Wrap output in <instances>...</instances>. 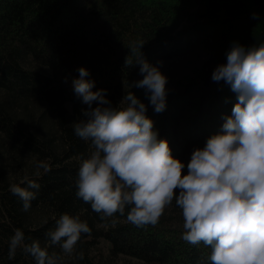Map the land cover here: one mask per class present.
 <instances>
[{
	"label": "trees",
	"instance_id": "1",
	"mask_svg": "<svg viewBox=\"0 0 264 264\" xmlns=\"http://www.w3.org/2000/svg\"><path fill=\"white\" fill-rule=\"evenodd\" d=\"M138 41L144 59L163 61V74L172 60L208 55L206 64L172 79L162 113L144 89L131 88L143 79L139 52L130 55ZM233 42H264V0H0V264H36L22 248L9 259L14 230L24 232L25 243L39 240L44 247L65 213L79 215L91 234H82L72 256L49 246L62 264H211L209 247L182 239L175 201L157 225L139 227L128 222L127 208L124 216L101 219L77 198L79 166L93 149L72 127L87 108L72 81L79 68L88 69L93 90L106 89L113 106L132 91L148 105L159 138L187 165L194 150L221 132L237 102L229 85L211 78ZM129 55L132 64L125 66ZM25 178L40 185L30 189L37 198L27 212L10 191L26 187Z\"/></svg>",
	"mask_w": 264,
	"mask_h": 264
},
{
	"label": "clouds",
	"instance_id": "2",
	"mask_svg": "<svg viewBox=\"0 0 264 264\" xmlns=\"http://www.w3.org/2000/svg\"><path fill=\"white\" fill-rule=\"evenodd\" d=\"M143 46L138 41L130 50V55L139 52L136 65L143 77L131 88L144 89L155 113H162L168 77L160 70L163 61L153 65L143 58ZM130 55L125 66L132 64ZM226 57L211 78L229 85L237 102L223 118L221 132L194 150L187 165L173 156L167 139L159 138L147 116L148 105L128 91L113 106L107 90L94 91L89 70L79 68L72 86L87 108L72 127L93 150L79 166L76 196L102 214L101 219L124 216L127 208L128 222L139 227L157 225L175 201L183 218L182 239L209 247L211 264H264V42H233ZM24 183L26 187L11 185L10 191L27 212L37 198L30 189L40 185L27 178ZM82 234H91L88 223L67 213L47 233L44 247L39 240L25 243L24 232L15 229L9 259L22 248L36 264H62V256L50 254L49 246L59 245L63 255L72 256ZM77 258L84 259L83 252Z\"/></svg>",
	"mask_w": 264,
	"mask_h": 264
},
{
	"label": "rangeland",
	"instance_id": "3",
	"mask_svg": "<svg viewBox=\"0 0 264 264\" xmlns=\"http://www.w3.org/2000/svg\"><path fill=\"white\" fill-rule=\"evenodd\" d=\"M208 60V55L206 54H202V56L200 57V59L195 62L190 63L187 60H176L167 63L165 65V73L164 75H166L168 77V84L166 87L171 86L172 83V79H174L175 77H181V74H191V70L195 67H200L203 66L202 64H206Z\"/></svg>",
	"mask_w": 264,
	"mask_h": 264
}]
</instances>
